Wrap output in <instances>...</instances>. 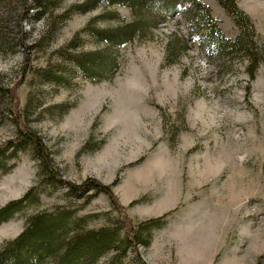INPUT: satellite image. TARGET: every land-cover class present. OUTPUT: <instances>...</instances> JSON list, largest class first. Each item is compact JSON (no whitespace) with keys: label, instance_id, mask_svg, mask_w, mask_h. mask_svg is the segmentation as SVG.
<instances>
[{"label":"rangeland","instance_id":"rangeland-1","mask_svg":"<svg viewBox=\"0 0 264 264\" xmlns=\"http://www.w3.org/2000/svg\"><path fill=\"white\" fill-rule=\"evenodd\" d=\"M81 1L65 0L52 17L39 18L40 7L34 8L25 20L28 43L42 45L0 50V85L16 88L23 108L15 115L0 92V143L15 136V118L21 117L42 136L64 177L80 183L93 176L110 184L134 222L163 215L150 243L136 244L121 264H264V63L250 80L241 54L218 58L197 39L165 63L168 34L178 25L187 29L175 16L117 48L119 67L93 82L65 55L105 44L85 32L75 40L89 21L110 26L119 19L106 17L107 10L125 18L130 10L101 5L75 13L48 41L50 20ZM202 1L233 37L237 28L226 11L216 0ZM236 1L264 39V0ZM17 4L3 2L0 15L10 16ZM57 69L69 87L41 73ZM64 102L69 110L55 111ZM37 169V160L23 152L16 167L0 175V206L24 194ZM92 192L44 194L40 208L71 206L79 214H101L88 220L90 227L116 224L109 198H91ZM34 209L0 224V246L24 229ZM109 257L95 264H107Z\"/></svg>","mask_w":264,"mask_h":264},{"label":"trees","instance_id":"trees-1","mask_svg":"<svg viewBox=\"0 0 264 264\" xmlns=\"http://www.w3.org/2000/svg\"><path fill=\"white\" fill-rule=\"evenodd\" d=\"M6 1L0 0V5ZM65 0H16L13 14L0 15V50L31 48L42 43H28V30L25 20L35 8L38 17L47 13ZM230 16L237 32L233 37L226 36L213 16L211 7L202 0H83L67 7L55 19H51L47 28V40L56 37L66 22L75 13L87 12L105 5H122L130 10L128 18L121 17L116 9H110L108 18H118L119 22L104 27L94 26L89 21L77 34L81 39L85 32L97 41L105 44L91 50L69 52L65 60L76 68L86 79L98 82L108 78L119 67V60L114 55L117 48L142 39L149 35L160 23L179 16L184 27L178 21L168 34L165 45L164 62L178 58L188 41L197 39L201 45L211 49L218 58L241 54L246 59V71L253 79L259 66L264 63V39L259 38L251 18L241 9L236 0H216ZM104 15V14H103ZM106 15V14H105ZM102 17V16H98ZM195 32L196 38L193 36ZM74 40V41H75ZM48 43V42H47ZM61 70V69H60ZM57 70L44 72V78L51 82L69 87V80ZM109 73V74H108ZM0 92L10 98L15 115H22L23 108L16 88L6 89L0 85ZM72 105L64 102L57 106L58 113H66ZM29 107V106H28ZM17 132L15 136L0 143V175L11 172L17 165L23 152H30L37 160V180L24 194L12 198L0 206V224L15 218L30 208H35L26 217L24 229L15 237L6 239L0 246V264H95L102 256L110 253L107 264H121L135 245L147 246L153 231L164 223V216L148 217L134 222L126 213L123 205L115 199L112 186L96 177L90 176L77 183L64 177L55 164L54 158L42 136L30 128L23 119L15 118ZM63 190L68 195L85 194L94 198L100 193L111 201L117 221L90 227L88 220L101 214H79V208L56 205L52 208H40L44 194H53ZM132 250V251H131ZM141 264H146L141 261Z\"/></svg>","mask_w":264,"mask_h":264}]
</instances>
